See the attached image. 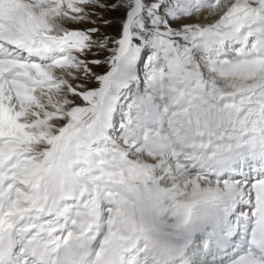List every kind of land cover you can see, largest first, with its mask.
I'll list each match as a JSON object with an SVG mask.
<instances>
[{
	"label": "snow or ice",
	"instance_id": "6c2138e0",
	"mask_svg": "<svg viewBox=\"0 0 264 264\" xmlns=\"http://www.w3.org/2000/svg\"><path fill=\"white\" fill-rule=\"evenodd\" d=\"M0 264H264V0H0Z\"/></svg>",
	"mask_w": 264,
	"mask_h": 264
}]
</instances>
